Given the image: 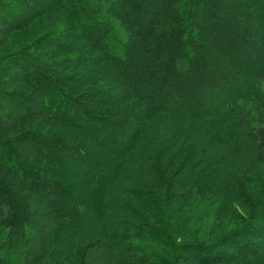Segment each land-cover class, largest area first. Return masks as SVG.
<instances>
[{
    "label": "trees",
    "instance_id": "obj_1",
    "mask_svg": "<svg viewBox=\"0 0 264 264\" xmlns=\"http://www.w3.org/2000/svg\"><path fill=\"white\" fill-rule=\"evenodd\" d=\"M0 264H264V0H0Z\"/></svg>",
    "mask_w": 264,
    "mask_h": 264
},
{
    "label": "rangeland",
    "instance_id": "obj_2",
    "mask_svg": "<svg viewBox=\"0 0 264 264\" xmlns=\"http://www.w3.org/2000/svg\"><path fill=\"white\" fill-rule=\"evenodd\" d=\"M201 134V132H197V135L199 136ZM219 163V164H218ZM213 162L212 163V170H218V169H220V162ZM209 222H212V219H210V221Z\"/></svg>",
    "mask_w": 264,
    "mask_h": 264
}]
</instances>
